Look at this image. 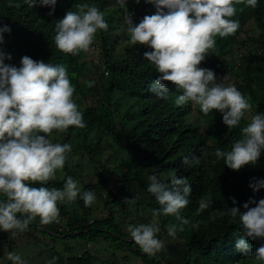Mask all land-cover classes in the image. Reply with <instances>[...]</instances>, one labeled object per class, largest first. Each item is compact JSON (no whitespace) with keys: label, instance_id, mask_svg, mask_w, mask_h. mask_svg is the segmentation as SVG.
Returning <instances> with one entry per match:
<instances>
[{"label":"trees","instance_id":"16d2710c","mask_svg":"<svg viewBox=\"0 0 264 264\" xmlns=\"http://www.w3.org/2000/svg\"><path fill=\"white\" fill-rule=\"evenodd\" d=\"M110 2L111 0H57L54 14L49 15L51 8L39 3L29 6L25 0H0V26L8 25L11 28L10 33H4V43L0 45V49L12 57L11 60L6 59L5 64L20 67L22 57L29 56L46 64L64 66L75 87L73 100L85 123L83 128L71 126L66 131L69 134L76 132L94 163L98 162L94 157L96 147L102 141H106L112 148V155H116L119 150L125 153L118 164L122 169L119 182L121 186L113 188L108 197L103 199V206L109 211L107 217H91L95 202L91 206H85L78 197L75 201H67L73 206L71 212L65 203L59 206V222L42 225L37 217L26 232L33 227L41 232L81 237L86 242H96L99 238L120 241L129 245L131 252L144 264H264V261L255 258L253 251L244 254L236 249V240L244 236L239 216L233 219L229 215L216 214L213 218L217 210L227 212L231 207L238 206L243 213L246 211L244 203L264 199V188L254 191L249 186L253 178L264 180V152L255 165H246L239 171L230 169L222 159L217 160L214 155L217 148L230 151L233 144L242 139V129L249 121L244 116L237 127L229 128L224 124L221 112L213 110L204 114L199 107L198 112L206 122L205 130L199 131L187 120L193 109L191 102L184 105L175 103V95L181 92L175 85L169 84L167 98L158 97L152 92L150 86L159 73L155 65L144 56L145 52L152 49L145 45L130 44L128 33L122 52L115 54V47L128 25L125 23L124 13L119 15L114 8L108 7ZM85 3L102 11L109 25L107 31L98 30L100 46L96 44L94 48L101 50V59L95 63V71L88 81L78 71L82 51L78 55L67 54L57 49L54 43L55 22L69 11L78 12L77 6ZM134 4L135 0H132L129 5L134 24H139L144 16L156 12L155 6L146 0L140 3L138 9ZM235 8L236 13L230 19L239 22V29L227 37L216 35L215 47L208 50L199 67L214 70L217 77L224 72L241 76L244 86L240 91L255 114L264 113V0H258L255 8L247 6L246 2L235 3ZM248 21L252 22L253 34H249L244 28ZM120 22L122 33L118 35L113 29L119 27ZM242 34L245 37L239 39ZM234 45L237 48L233 49ZM240 47H245L246 53L238 56L235 50ZM226 54H230L231 59L226 58ZM99 69L101 70L97 75ZM90 82L91 87L88 86ZM87 98H91L93 103L82 105ZM92 130L97 131L93 147L87 143ZM186 157L189 164L184 163ZM193 158H199V163H193ZM63 168L64 174L60 180L54 178L47 184L35 183L30 186L62 189L67 178L74 175L67 163ZM106 168L105 164H101L98 180L81 184V192L93 191L96 194L100 191ZM153 175L167 185H170L174 175L187 178L192 193L189 204L180 212L190 224L184 225L183 231L176 232L174 247L170 251L162 249L155 255H148L132 238L127 239L128 235L119 226L116 212L121 213L126 208L134 207L136 212H150L153 215L154 210H159L160 205L147 190L149 178ZM201 197L211 201L210 207L202 212L198 211ZM3 198L0 195V199ZM125 198H135L136 203L126 204ZM233 198L237 201L235 205ZM17 215L20 217V214ZM158 217L164 230L172 224L180 223L172 215L161 214ZM243 238L253 250L264 244V239L253 241ZM48 252L50 264L96 262L95 255L89 249L74 250L69 255L52 248ZM1 255L0 252V257ZM7 263L12 264V261L7 258Z\"/></svg>","mask_w":264,"mask_h":264},{"label":"clouds","instance_id":"9594fccd","mask_svg":"<svg viewBox=\"0 0 264 264\" xmlns=\"http://www.w3.org/2000/svg\"><path fill=\"white\" fill-rule=\"evenodd\" d=\"M155 6L156 12L133 23V13L127 9V0H117L124 8V20L128 25L130 44L145 45L152 49L144 53L145 58L155 65L159 75L150 86L158 97L167 98L169 84L182 91L175 103L184 105L192 102L199 105L204 114L218 110L223 122L229 128L237 127L245 112L251 108L244 94L234 85L219 83L214 70L199 67L208 50L215 47L216 35L227 37L235 34L240 25L230 19L236 13L235 3L246 2L255 8L258 0H146ZM29 6L39 3L50 7L49 15L55 12L57 0H25ZM139 3V0H137ZM79 11H69L55 22L54 43L60 51L78 55L88 51L98 30H108L105 15L96 6L87 3L77 6ZM8 25L0 26V45L4 33H10ZM10 54L0 49V229L24 232L37 217L42 225L59 222V202L75 201L78 197L85 206L96 201L93 191L81 192L78 182L68 177L62 189L32 187L47 184L55 178L56 171L63 169L69 144L54 143L49 138L53 130L66 131L69 127H85L83 115L73 100L75 87L67 69L62 65L46 64L29 56L21 59V66L5 64ZM227 79V77H225ZM89 87L92 86L90 82ZM243 137L237 140L230 151L216 149L217 160H223L232 170L239 171L246 165H255L264 152V113L252 116L242 129ZM198 164L199 158H193ZM189 164V159H184ZM148 191L160 205L154 210L155 217L161 214L175 216L179 225L168 227V234L174 236L183 231L190 221L180 215L189 204L192 193L187 178L173 176L170 185L161 183L153 175ZM254 191L264 188V180L249 185ZM126 204H135V198H125ZM237 201L233 198V204ZM205 197L199 200L198 211L210 207ZM250 205H255L250 207ZM240 207H231L227 212L217 210L213 218L229 215L239 216L243 237L250 240L264 239V199L249 200ZM17 214H20L18 217ZM196 225H193L195 227ZM132 240L144 253L155 255L164 248V241L158 238L161 231L155 220L152 223L129 225L127 229ZM238 238L235 247L246 254L253 251L257 260L264 261V244L254 250L245 238ZM12 264H26L20 255L7 253Z\"/></svg>","mask_w":264,"mask_h":264},{"label":"rangeland","instance_id":"374dc122","mask_svg":"<svg viewBox=\"0 0 264 264\" xmlns=\"http://www.w3.org/2000/svg\"><path fill=\"white\" fill-rule=\"evenodd\" d=\"M132 0H127V9L131 12L130 2ZM143 0H135L134 7L139 8L140 3ZM111 4L108 6L109 8H114L118 14L124 13V8H122L115 0H111ZM249 34H253L254 31L252 28V22L248 21L247 25L244 27ZM121 22L119 27L113 29L114 33H118L120 35L122 32ZM245 32V34H247ZM245 34L241 35L239 39H243ZM128 35L127 30L123 32L120 36L119 44L116 45L115 54L122 52L125 36ZM100 46V41L98 38V31L95 36V40L93 44L90 46L88 51H82L81 57L78 62V71L80 74L84 76L87 81L91 79L94 71H95V63L100 61L101 53L100 49L97 50L94 48V45ZM237 48L236 45L233 46V49ZM226 58L231 59L230 54L225 55ZM236 59V58H235ZM237 61V60H236ZM102 69V68H101ZM97 72V75L99 71ZM227 77V79H225ZM219 83H224L227 85H234L240 89L244 86V81L241 76L234 74L232 72H224L220 76H218ZM182 94V91L179 94L175 95V99ZM91 98H87L85 102L82 104H92ZM192 111L188 114L187 120L192 122L199 131H204L206 128L205 120L200 116L198 112L199 105H194L192 102ZM255 115V111L253 107L245 112V117L247 120L251 121L252 116ZM96 130H92L89 133V138L87 139V143H89L92 147L95 146L96 143ZM54 143L61 144H69L71 146V152L67 154V165L73 171L72 178L78 182V186L86 183H94L98 180V174L101 172V164L106 165V171L104 173V182L100 191L96 192V201L95 206L91 211V217H107L109 211L103 206V199L108 197L109 192L112 189L121 186L120 185V174L122 169L118 167L121 158L125 157V153L120 151L116 153V155H112L113 150L109 146L106 141H102L98 147H96L95 158L98 162H92L90 160L89 153H87L84 146L80 143L79 137L76 132L69 134L67 131L60 132L57 130H53L49 137ZM64 168L56 171L55 179L60 180L63 177ZM65 203L68 205V210L71 212L73 206L68 204L67 201L59 202L58 207ZM80 212V210H78ZM137 210L134 207L126 208L124 212L117 213L116 217L119 222V226L123 229V232H126L128 235L127 239L131 240V236L128 233L127 229L129 225H140L146 223H152L154 220L160 226L161 231L157 234L158 238L164 241V248L169 251L175 245L174 236L168 234L167 230L161 226V220L159 217H155L151 215L150 212H136ZM149 214L151 215L149 217ZM93 215V216H92ZM63 217H66L64 215ZM35 223V221H32ZM27 231V230H26ZM19 232L14 230L13 232H7L0 229V252L2 253L0 257V264H8L7 263V253L13 252L21 256V258L26 262V264H50L51 257L49 254V249L52 248L61 254L69 255L74 250L83 251L85 249H89L96 257L95 264H144L140 258L134 255L131 252V247L126 243L112 242L104 239H98L96 242L87 241L81 237H70V236H62L53 232H41L39 229L30 228L28 233ZM118 243H120L118 245ZM229 264H240V263H229Z\"/></svg>","mask_w":264,"mask_h":264},{"label":"built area","instance_id":"2783aa9c","mask_svg":"<svg viewBox=\"0 0 264 264\" xmlns=\"http://www.w3.org/2000/svg\"><path fill=\"white\" fill-rule=\"evenodd\" d=\"M238 56H241L243 53H246L245 47H240L239 49L235 50Z\"/></svg>","mask_w":264,"mask_h":264}]
</instances>
